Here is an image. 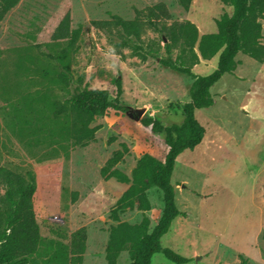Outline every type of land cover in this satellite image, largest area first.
Here are the masks:
<instances>
[{
    "label": "rangeland",
    "instance_id": "374dc122",
    "mask_svg": "<svg viewBox=\"0 0 264 264\" xmlns=\"http://www.w3.org/2000/svg\"><path fill=\"white\" fill-rule=\"evenodd\" d=\"M157 3L168 9L167 24L190 21L199 36L214 33L215 21L231 13L219 0H192L187 12L177 0H20L0 21V167L34 177V217L45 243L62 246L75 232L84 233L81 264H106L104 249L109 228L115 225L109 214L128 187L101 173L107 161L124 145L126 152L113 169L130 176L142 155L162 160L166 146L162 134L113 110L94 118V138L83 146L40 140L34 128L48 123L49 112L26 114L31 129H22L17 115L24 97L36 92L51 101L66 97L41 77V72L55 73L56 68L33 44L68 4L72 27L81 30L69 68L72 83L80 89L105 90L113 100L119 70L122 104L164 123L179 122L178 106L189 100L191 79L162 67L155 58L141 61L130 49L116 46L115 33L92 25L113 15L132 20L136 10ZM260 23L264 45V20ZM151 40L158 42L159 35L146 29L141 41ZM235 61L234 71L211 87L213 105L194 111L203 138L177 157L171 175L180 215L160 244L187 258L185 264H240V257L247 264H264V61L243 54ZM216 62L217 56L200 60L191 71L208 75ZM147 197L148 212L126 210L119 221L135 224L144 214L152 228L162 208L161 194L150 188ZM34 260L41 264V259ZM129 262L122 252L116 264ZM151 264L174 263L156 253Z\"/></svg>",
    "mask_w": 264,
    "mask_h": 264
},
{
    "label": "trees",
    "instance_id": "16d2710c",
    "mask_svg": "<svg viewBox=\"0 0 264 264\" xmlns=\"http://www.w3.org/2000/svg\"><path fill=\"white\" fill-rule=\"evenodd\" d=\"M20 0H0V21ZM192 0H177L178 6L188 11ZM231 8L230 14H223L215 21L214 33L198 35L196 26L190 21L171 22L168 9L163 3L135 11L132 20L111 16L110 20L92 22L95 28L108 34L115 33L119 48L130 49L134 56L145 61L155 58L170 71L191 79L188 87V102L178 106L179 122L164 123L157 116L140 113L135 107L120 102L121 79L117 71L114 79L115 94L110 100L102 89H80L72 83L69 71L80 41V28L71 24L70 6H63V13L51 27L42 30L33 46L53 61L55 73L41 72L55 88L65 93L63 101H51L46 95L36 92L20 102L18 117L24 128L31 129L29 119L33 113L41 116L49 112L48 123L37 125L40 140H60L72 146H83L94 138L96 127L90 124L95 117L108 110L124 114L130 121L149 127L153 133L162 134L166 153L162 160L148 154L142 155L130 176L113 169L126 152L113 153L102 169V174L128 184L127 189L116 201L109 217L115 222L109 228L104 249L106 264H116L119 255L127 252L129 264H151L156 253L171 263L185 264L189 260L168 248H162L161 238L169 231L173 220L180 215L175 203V190L171 175L175 160L186 150L197 146L204 134L203 127L194 116V111L213 105L211 87L224 75L231 74L235 57L243 54L257 63L264 61V45L261 42V20H264V0H219ZM146 29L159 35V41L143 44L141 37ZM164 55L161 56L160 52ZM217 56L215 69L208 75H196L191 68L200 60L208 61ZM22 67V64H21ZM157 189L161 194L162 208L152 228L143 214L135 224L119 221V215L126 210L136 209L142 213L150 210L147 191ZM36 185L32 174L25 176L0 167V264H81L84 251V233L77 231L68 244L53 245L42 240L39 226L34 217L33 196ZM264 199V195H263ZM264 238V232H263ZM240 264L247 261L240 257Z\"/></svg>",
    "mask_w": 264,
    "mask_h": 264
}]
</instances>
